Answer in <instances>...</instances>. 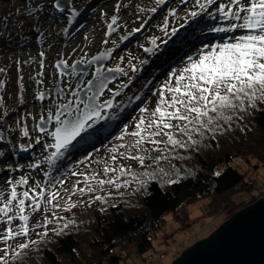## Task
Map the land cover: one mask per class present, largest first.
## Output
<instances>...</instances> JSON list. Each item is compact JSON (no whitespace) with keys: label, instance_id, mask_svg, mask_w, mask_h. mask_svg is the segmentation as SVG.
I'll use <instances>...</instances> for the list:
<instances>
[{"label":"rangeland","instance_id":"1","mask_svg":"<svg viewBox=\"0 0 264 264\" xmlns=\"http://www.w3.org/2000/svg\"><path fill=\"white\" fill-rule=\"evenodd\" d=\"M57 1L0 0V69L3 70L0 71V101H2L0 135L5 137L0 140V151L5 152V156L0 157V189L5 191L8 189L7 181L9 179L17 180L21 176H29V184L33 186L36 182L43 185L49 178L45 175L47 172L58 180H64L62 185L56 186V190L65 196L64 190H71L76 181L82 179L71 173L74 171L85 173H90L92 170L100 171L109 156L110 149L120 143L116 137L121 134L124 128H128L129 131L133 130L136 119L141 115L137 110L136 115L124 123L114 139L107 141L104 146L100 144L98 148L92 150V147L97 145L96 140H93L83 144L89 150L77 156L76 159H72L70 155L66 156L65 153L61 160L67 162L66 168L70 164V159L74 161V166L68 173L62 174L56 165L49 167L46 162L42 163L41 167L35 171L31 170L27 167L28 164L42 161L49 152L54 151V149H48L47 152L43 150L42 144L52 143V140L48 136L40 135L38 130L34 131V128L40 117L46 116L48 112L47 100L42 104L36 99L37 94L42 91H51L55 95L59 81L55 68L57 62L67 61L70 67L76 61L83 60V63H86L101 53L111 51L110 64L105 70L119 66L124 68L127 75L120 73L118 81L109 88L114 91L121 84L128 83L131 77V83L135 82L132 84L133 90L137 87L140 90H147L148 94L143 98L145 101L143 107L151 110L154 109L157 100V96L153 93L162 86L172 71L182 67L187 56H195L198 49L210 43H220L232 35L244 34L241 32L232 34L209 32L210 27L226 25L223 21L211 19L207 14L192 20L187 13L192 10L199 11V8L193 6V2L183 5L181 0H167V3L161 6L157 5L155 0H64L69 4L63 12H58L54 8ZM224 2L227 3L228 0H224ZM84 3L85 6H83ZM90 3L91 5L88 7ZM153 7L157 9L155 13L151 11ZM29 8L32 9L31 13L28 12ZM84 9L86 12L80 16ZM170 10L176 11L175 17L169 14ZM215 10L216 5L209 9L210 12H215ZM113 17H116L117 23L114 25L113 34L107 38L108 25ZM180 24H185V27L174 39V43L178 44L173 49L171 56L172 58L176 57L174 64L149 83L148 79L155 73L158 64L151 62L150 57L153 53L147 55L145 49L153 48V52H155L159 43L172 40L173 37L168 38V33L173 27L179 28ZM187 38L189 39L186 40ZM153 40L156 41V44L152 43ZM105 41L107 42L105 43ZM41 53L44 55L41 56ZM164 54L165 51L158 52V55ZM41 63L43 67H41ZM149 66L150 69L147 70ZM133 67L138 71H133ZM142 70L143 74L141 75ZM93 72L94 69L88 73L86 79H91ZM79 78H64L60 86L66 82L76 84ZM130 88L122 89V92H128V95L132 94ZM109 96L110 92L107 90L105 97ZM122 100L123 96L116 97L114 103L119 105ZM3 113L8 115L3 116ZM25 125L30 133V137L27 138L23 137L21 133V128ZM38 136L42 137L41 144H35V139ZM256 137L259 136L256 135ZM227 142L231 143L229 140ZM20 144L25 146L32 144L33 147L29 152L23 153L19 151ZM183 150L176 149L175 151ZM151 155L157 156L158 153L153 152ZM85 157H90V159L86 160ZM81 161L84 162L81 163ZM120 163L127 164L138 174L153 170L155 165L152 161L146 162L148 167L143 168L135 162L121 161ZM10 164L24 165L25 167L16 172H9L8 165ZM236 164L240 167L241 173L250 177V180H254L256 189L253 186L254 189L251 190V193L246 191L234 196L236 203L233 205V214L235 212L237 214L238 210L241 211L252 206L264 198V168H254L255 164L246 165L241 161H236ZM233 165L235 166V164ZM146 178L138 175L136 181H131V177H128L131 181L129 187L119 190L108 187L104 191L97 189L94 193L86 192L82 196L77 193L72 196V201L77 203V207L69 211L56 210V215L64 217L63 220H56L51 210L47 213L42 210L30 220V227L36 225L38 221L42 222L44 216L47 215L52 223L47 226L48 235L44 238H53L56 235V232L52 231L53 229H56L58 225L63 226L65 222L74 221L79 217V214L91 215L97 208L107 209L122 201H127L131 206L138 198L140 189L144 187L141 186L140 181H144L146 185ZM83 186V183L77 185V187ZM20 190L22 189H18V191ZM95 195H102L105 199L97 201L94 199ZM64 202V199L59 201L61 205ZM209 209L208 200L201 199L187 209V213H190L189 220L183 215L180 217L172 214L167 215L163 224L165 232L162 233L167 235H160L155 239L153 249L146 254H132L120 264H173L178 260V256L185 253L186 247L196 245V239L211 237L235 215L221 213L212 216L209 214ZM26 211L30 213V209ZM14 223L18 224L19 221ZM5 227L0 225V233L4 231ZM43 231L45 229L35 228L31 233V239H40L36 233ZM44 238L42 240H45ZM2 246L0 245V247ZM32 248L31 246L29 250Z\"/></svg>","mask_w":264,"mask_h":264},{"label":"snow or ice","instance_id":"2","mask_svg":"<svg viewBox=\"0 0 264 264\" xmlns=\"http://www.w3.org/2000/svg\"><path fill=\"white\" fill-rule=\"evenodd\" d=\"M189 2L199 8V11L192 10L187 13L192 20L207 14L211 19L223 21L226 25L210 27L209 32L244 34L232 35L220 43H210L198 49L195 56H187L182 67L172 71L162 86L153 93L157 96L154 109L141 107V115L136 119L133 130L122 129L121 134L116 137L120 143L110 149L103 168L90 173H71L82 179H78L71 190H64L66 198L56 190V186L62 185L64 180H58L51 173H45L49 178L43 185L40 182H36L34 186L29 184V176H21L17 180L9 179L7 191L0 189V225L6 226L0 233V245H3L0 247V253H3L0 255V264H16L32 245L39 244L48 235L47 226L52 221L47 215L42 222L38 221L30 227V220L35 214L42 210L45 213L51 210L56 220H63L64 217L56 215V210L69 211L77 207V203L72 201V196L77 193L82 196L86 192L94 193L97 189L104 191L108 187L119 190L129 187L131 181L138 179V175L150 178L155 175L147 171L138 174L127 164L120 163L121 161L135 162L142 168L148 167V161L158 165L168 160L176 149L186 150L189 145L198 144L199 141L194 136L203 138L206 133L223 130L222 125H231L234 119H242L240 113H248L249 109L264 111L259 108L260 104H264V0H228L227 3L224 0H181L183 5ZM155 3L162 6L167 0H155ZM213 5H216V10L210 12ZM54 7L63 11L59 2ZM151 11L155 13L157 9L153 7ZM28 12L31 13L32 9L29 8ZM169 14L175 17L176 11L170 10ZM116 23V17H113L108 28L112 29ZM184 27L185 24H180L179 28L173 27L168 38L177 37L180 29ZM167 42L162 41L164 44ZM152 43L156 44V41L153 40ZM104 55L102 53L87 63L91 65L103 59ZM83 62L82 60L79 63ZM56 67L59 68L60 65L57 64ZM67 67L69 65L64 61V68ZM71 67L75 69L76 65ZM132 70L138 71L135 67ZM107 73L127 75L119 66L108 68ZM59 75L64 79L63 71ZM112 82L113 77L106 75L103 69L96 68L91 79L79 78L76 84L66 82L56 88L55 95L51 91L37 94L36 99L42 104L47 100L48 112L46 116L40 117L34 131L38 130L43 136L50 137L52 143L45 142L42 148L45 152L48 149L54 151L49 152L42 161L28 164V168L35 171L44 162L54 167L55 162L63 159L70 148L75 147L86 136L90 137L99 132L103 127L102 121L117 118L119 106L114 103V99L122 95V89L130 87L131 77L128 83L121 84L114 91L109 88ZM106 90L110 92L109 97H105ZM7 115L3 113V116ZM49 123L53 124L51 131L47 130ZM21 133L23 137H30L27 125L21 128ZM3 139L5 137L0 135V140ZM41 140V136L36 137L35 144H41ZM32 147V144H20L19 151L27 153ZM153 152L158 155L152 156ZM4 156L5 152L0 151V157ZM23 167L25 166L10 164L8 171L16 172ZM128 177H131V181ZM168 182L176 183L175 180ZM81 183L84 186L77 187ZM140 184L146 186L144 181H140ZM61 199L65 201L63 205L59 203ZM94 199L102 201L105 197L95 195ZM28 209L30 213L26 211ZM15 221L19 223L15 224ZM69 223L75 221L65 222L62 227L58 225L52 231L59 235L69 227ZM35 228L45 229L36 233L40 238L38 240L31 239Z\"/></svg>","mask_w":264,"mask_h":264},{"label":"trees","instance_id":"3","mask_svg":"<svg viewBox=\"0 0 264 264\" xmlns=\"http://www.w3.org/2000/svg\"><path fill=\"white\" fill-rule=\"evenodd\" d=\"M84 12L86 9L80 16ZM175 38L166 44L159 43L155 54L150 57L151 62H157L158 66L148 79L149 83L174 64L176 57L171 56L178 45L174 43ZM159 51H165V54L158 55ZM134 83L130 85L132 94L122 92L123 100L118 105L117 118L102 121V128L97 125L99 132L86 136L70 148L66 156L76 159L89 150L83 144L96 140L97 145L92 147L94 150L98 145L104 146L114 139L123 124L144 106L143 98L148 92L138 87L133 90ZM259 108L264 109V104H260ZM240 116L242 119H234L231 125H222L223 130L206 133L203 138L194 136L199 143L189 145L186 150L172 152L168 160L155 164L154 169L149 171L155 174L154 177L141 175L147 183L131 206L127 201H122L107 209L97 208L91 215L79 214L75 223L69 224L59 235L44 238L39 244L32 245L33 248L16 264H120L132 254L144 255L152 250L155 239L167 235L162 234L165 232L163 224L167 215H183L189 220L187 209L201 199L208 200L209 214L212 216L221 213L234 215V196L246 191L251 193L255 187L254 180L239 171L236 161L246 165L255 164L254 168H264V111L249 109L248 113H240ZM72 159L68 168L64 160L56 161L55 165L62 174L68 173L74 166ZM170 180L176 183H169Z\"/></svg>","mask_w":264,"mask_h":264},{"label":"water","instance_id":"4","mask_svg":"<svg viewBox=\"0 0 264 264\" xmlns=\"http://www.w3.org/2000/svg\"><path fill=\"white\" fill-rule=\"evenodd\" d=\"M57 2L63 6V11L69 4L64 0ZM54 8L58 12H63ZM114 30V25L112 29H108L107 38L113 34ZM150 49L152 51L146 52L147 55L153 53V48ZM104 54L103 59L91 65L87 62L76 61L75 69L71 66L64 68L63 61L57 62L55 64L59 77L57 87H60L62 82L59 75L61 71L65 74L64 78H79L81 76L80 78L86 79L88 73L92 69L95 72L96 68L103 69L106 75L113 77V82L109 87L116 83L120 73H107L105 70L110 64L112 53L107 51ZM57 64L60 65L59 68L56 67ZM52 127L53 124L49 123L47 130L51 131ZM38 133L42 135L39 131ZM173 264H264V198L234 215L211 237L196 239V245L186 247L185 253L178 256V260Z\"/></svg>","mask_w":264,"mask_h":264},{"label":"flooded vegetation","instance_id":"5","mask_svg":"<svg viewBox=\"0 0 264 264\" xmlns=\"http://www.w3.org/2000/svg\"><path fill=\"white\" fill-rule=\"evenodd\" d=\"M135 32H137V31H135ZM117 50V49H116ZM123 69V68H122ZM123 74V73H122Z\"/></svg>","mask_w":264,"mask_h":264}]
</instances>
